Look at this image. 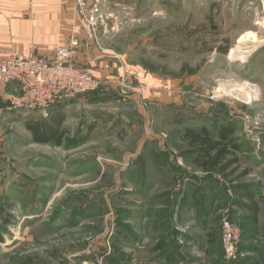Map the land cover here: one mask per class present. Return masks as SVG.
I'll return each mask as SVG.
<instances>
[{"label": "rangeland", "instance_id": "1", "mask_svg": "<svg viewBox=\"0 0 264 264\" xmlns=\"http://www.w3.org/2000/svg\"><path fill=\"white\" fill-rule=\"evenodd\" d=\"M63 2L100 86L59 107L61 144L39 143L57 111L15 110L0 78V264H264V0ZM223 128L222 160L186 139Z\"/></svg>", "mask_w": 264, "mask_h": 264}, {"label": "built area", "instance_id": "2", "mask_svg": "<svg viewBox=\"0 0 264 264\" xmlns=\"http://www.w3.org/2000/svg\"><path fill=\"white\" fill-rule=\"evenodd\" d=\"M36 50L33 47L28 55H22L14 48H0V78L19 88L11 99L15 110L45 114L55 105L99 88L98 79L77 60V38L57 47L49 58L38 56ZM233 223L228 215L222 223L223 248L229 262L238 259L241 248L242 230Z\"/></svg>", "mask_w": 264, "mask_h": 264}, {"label": "crops", "instance_id": "3", "mask_svg": "<svg viewBox=\"0 0 264 264\" xmlns=\"http://www.w3.org/2000/svg\"><path fill=\"white\" fill-rule=\"evenodd\" d=\"M63 1L1 0L4 20L0 27V48H14L20 54L28 55L33 47H37L38 56L49 58L59 41L65 40L64 43H66L72 33L69 29V19L64 11ZM66 105L68 103L58 104L52 109H55L56 113L61 111L60 114L64 116L66 109L59 110V107ZM50 124L53 123L50 121ZM245 211L247 215L243 214V217H250L248 210Z\"/></svg>", "mask_w": 264, "mask_h": 264}, {"label": "trees", "instance_id": "4", "mask_svg": "<svg viewBox=\"0 0 264 264\" xmlns=\"http://www.w3.org/2000/svg\"><path fill=\"white\" fill-rule=\"evenodd\" d=\"M57 115H54L51 117V123L52 125H47L43 127L41 124H36L35 127H33L34 131V136H35V141L39 143H56V144H61L62 138L64 136V131H63V126L62 122L64 120V116L61 113V111H58ZM53 119V121H52ZM200 132V133H199ZM233 133L232 128H223L220 131V137L218 142L215 141V136L214 133L205 129L202 131H196L194 129H188L186 133V139L192 144L193 146L197 145H206V152H214L216 155L219 156V158H224L227 152L221 149L222 146H224L226 141L228 140V137H230ZM255 193L250 189V191H247L245 193V199L249 202L246 201V204L249 205H244L242 204L240 207L245 210H248L251 219L253 222L257 221V214H258V204L254 200ZM185 203H183L184 206ZM11 206V205H9ZM2 211V206L0 205V212ZM235 218H231V220H234ZM0 220H2L0 216ZM3 238L1 235V229H0V241L3 242Z\"/></svg>", "mask_w": 264, "mask_h": 264}, {"label": "bare ground", "instance_id": "5", "mask_svg": "<svg viewBox=\"0 0 264 264\" xmlns=\"http://www.w3.org/2000/svg\"><path fill=\"white\" fill-rule=\"evenodd\" d=\"M250 36H253V35H250ZM249 36V37H250ZM249 37H247V38H249ZM254 37H256V36H254ZM246 37H244V39H245ZM253 38V37H252ZM246 40V39H245ZM250 42H251V46H249V47H245V45L243 44L244 42H242V44L243 45H241V48H236L235 50H236V54L237 55H243V54H247V53H250L252 50H253V48H256L259 44H260V42H254V40H256V39H254V40H250V39H248ZM248 40H247V42H248ZM253 41V42H252ZM249 43V42H248ZM250 45V44H249ZM252 88V89H251ZM253 88H254V86H252V87H250L249 88V91H253ZM255 98V97H254ZM254 98H253V100H254ZM248 101H250L251 99L248 97V98H246Z\"/></svg>", "mask_w": 264, "mask_h": 264}]
</instances>
